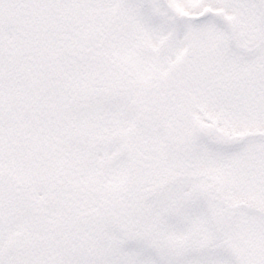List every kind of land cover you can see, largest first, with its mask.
I'll return each instance as SVG.
<instances>
[{"label":"snow or ice","instance_id":"6c2138e0","mask_svg":"<svg viewBox=\"0 0 264 264\" xmlns=\"http://www.w3.org/2000/svg\"><path fill=\"white\" fill-rule=\"evenodd\" d=\"M0 264H264V0H0Z\"/></svg>","mask_w":264,"mask_h":264}]
</instances>
